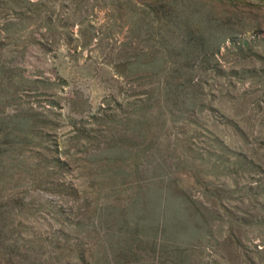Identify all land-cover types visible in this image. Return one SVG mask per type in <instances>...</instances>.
I'll return each mask as SVG.
<instances>
[{
	"label": "rangeland",
	"instance_id": "1",
	"mask_svg": "<svg viewBox=\"0 0 264 264\" xmlns=\"http://www.w3.org/2000/svg\"><path fill=\"white\" fill-rule=\"evenodd\" d=\"M164 190L203 237L132 264H264V0H0V264H116Z\"/></svg>",
	"mask_w": 264,
	"mask_h": 264
},
{
	"label": "trees",
	"instance_id": "2",
	"mask_svg": "<svg viewBox=\"0 0 264 264\" xmlns=\"http://www.w3.org/2000/svg\"><path fill=\"white\" fill-rule=\"evenodd\" d=\"M225 39H227L226 36L219 35V37H216V34L211 37L206 34L194 35V37L182 35L179 42L184 45L183 49H192L194 47L192 53L207 55L206 53L212 52L211 47L221 44ZM206 48L207 50H205ZM186 57L188 58V56ZM147 198L149 203L146 206L149 207V212L143 217L147 228L143 227L142 233L137 232V235L147 236L145 238L150 241L147 243L150 246L145 249L141 245L136 246L141 251L143 258L146 255H150L151 258L155 259L159 253L156 251L161 250L162 244L167 245L166 248L178 247L179 242L183 243V245H190L195 238L203 237L198 234V232H202V229H199L198 226L195 227L193 220L195 217L190 212L193 209L192 212L195 214L197 209L188 198L185 197L184 199L178 195H169L167 190L162 191L158 195L155 193L153 196H147ZM185 211L188 214V218L192 220L184 219ZM0 214H2L1 211ZM128 238L132 241H137L136 238L140 237L131 238V235H128ZM139 257L140 255H137L136 260ZM113 260H118V257Z\"/></svg>",
	"mask_w": 264,
	"mask_h": 264
},
{
	"label": "crops",
	"instance_id": "3",
	"mask_svg": "<svg viewBox=\"0 0 264 264\" xmlns=\"http://www.w3.org/2000/svg\"><path fill=\"white\" fill-rule=\"evenodd\" d=\"M123 239H120L118 242H117V245H120V247L118 246V248H121V250H117L118 251V254H117V257H118V260H116V264H132L134 262H131L128 260V255L129 253H131L132 251L134 253H138L139 254V250L138 248L136 247V244L135 242L133 241H130L129 242L125 239L124 241H121ZM117 248V249H118ZM135 256L132 258V260H135L136 261V254H134ZM147 264H150V263H147Z\"/></svg>",
	"mask_w": 264,
	"mask_h": 264
}]
</instances>
